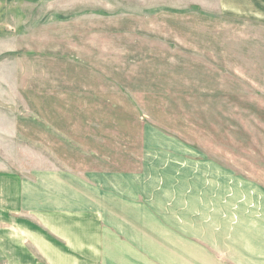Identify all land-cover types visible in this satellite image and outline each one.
I'll list each match as a JSON object with an SVG mask.
<instances>
[{"label": "rangeland", "instance_id": "rangeland-1", "mask_svg": "<svg viewBox=\"0 0 264 264\" xmlns=\"http://www.w3.org/2000/svg\"><path fill=\"white\" fill-rule=\"evenodd\" d=\"M263 81L237 0H0V176L139 178L237 255V228L264 232Z\"/></svg>", "mask_w": 264, "mask_h": 264}, {"label": "crops", "instance_id": "crops-1", "mask_svg": "<svg viewBox=\"0 0 264 264\" xmlns=\"http://www.w3.org/2000/svg\"><path fill=\"white\" fill-rule=\"evenodd\" d=\"M237 20L264 29V0H237ZM140 181L60 168L0 176V264H264V232L254 240L251 227L242 240L237 228L234 256L223 241L199 243L194 227L208 222L209 211L194 215L185 202L168 218L155 208H172L177 193H144ZM163 217L175 234L166 243L158 238Z\"/></svg>", "mask_w": 264, "mask_h": 264}]
</instances>
